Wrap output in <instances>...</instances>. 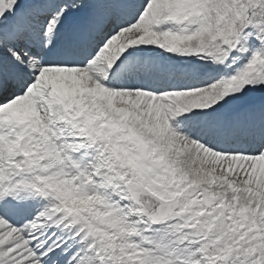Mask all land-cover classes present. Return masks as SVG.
Listing matches in <instances>:
<instances>
[{"label": "snow or ice", "instance_id": "1", "mask_svg": "<svg viewBox=\"0 0 264 264\" xmlns=\"http://www.w3.org/2000/svg\"><path fill=\"white\" fill-rule=\"evenodd\" d=\"M0 264H264V0H0Z\"/></svg>", "mask_w": 264, "mask_h": 264}]
</instances>
